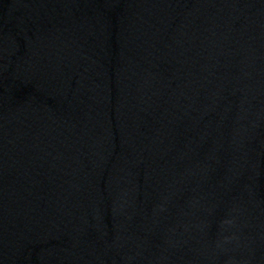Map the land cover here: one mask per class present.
I'll return each mask as SVG.
<instances>
[{
    "label": "water",
    "instance_id": "water-1",
    "mask_svg": "<svg viewBox=\"0 0 264 264\" xmlns=\"http://www.w3.org/2000/svg\"><path fill=\"white\" fill-rule=\"evenodd\" d=\"M0 264H264V0H0Z\"/></svg>",
    "mask_w": 264,
    "mask_h": 264
}]
</instances>
